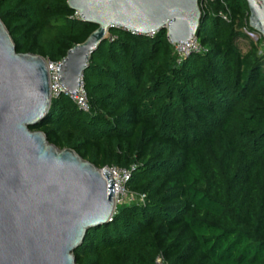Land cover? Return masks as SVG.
<instances>
[{
    "label": "trees",
    "instance_id": "16d2710c",
    "mask_svg": "<svg viewBox=\"0 0 264 264\" xmlns=\"http://www.w3.org/2000/svg\"><path fill=\"white\" fill-rule=\"evenodd\" d=\"M200 1L205 52L177 63L163 29L111 28L81 75L88 111L60 93L30 127L97 169L133 167L143 196L86 233L76 264H264V58L244 0ZM0 20L17 53L52 63L96 28L66 0H0Z\"/></svg>",
    "mask_w": 264,
    "mask_h": 264
},
{
    "label": "water",
    "instance_id": "95a60500",
    "mask_svg": "<svg viewBox=\"0 0 264 264\" xmlns=\"http://www.w3.org/2000/svg\"><path fill=\"white\" fill-rule=\"evenodd\" d=\"M247 26L264 40V0H244ZM96 26L56 66L58 85L75 94L93 51L109 29L148 35L165 31L171 46L196 35L198 0H66ZM46 60L17 53L0 20V264H76L73 251L91 229L110 222L111 175L58 149L30 130L48 114Z\"/></svg>",
    "mask_w": 264,
    "mask_h": 264
},
{
    "label": "built area",
    "instance_id": "2783aa9c",
    "mask_svg": "<svg viewBox=\"0 0 264 264\" xmlns=\"http://www.w3.org/2000/svg\"><path fill=\"white\" fill-rule=\"evenodd\" d=\"M204 1L205 0H201L200 2H204ZM199 8H200V5H199ZM74 15L79 19V16L76 13H74ZM221 17L224 21H228L226 15H221ZM154 33H149L148 36H152ZM205 51L206 49L198 43L195 36L188 39L185 44L178 43V44L173 45V53L176 57L177 63H179L182 59H184L186 56H188L191 53H202ZM58 63H52V62L46 61V68H47L48 75H49L51 98H55L60 93H63L68 96L69 100L73 104H75V106L78 109H80L83 112H87L88 111L87 101H86L85 93L82 89L81 84L75 94H69L65 92V90L62 89L58 85L57 78L55 75L56 66L58 65ZM103 169L106 170L111 175L112 180H113L112 182V185L114 188V197H113L114 211L113 213L115 212L116 207L120 205H126V204H130L134 202H138V203L142 202L143 200L142 195H138L136 193L130 192L126 187V184L130 178V173L133 167H129V168H118L114 166L103 167L101 169H98L99 173H101ZM155 264H164L161 256H158L155 259Z\"/></svg>",
    "mask_w": 264,
    "mask_h": 264
},
{
    "label": "rangeland",
    "instance_id": "374dc122",
    "mask_svg": "<svg viewBox=\"0 0 264 264\" xmlns=\"http://www.w3.org/2000/svg\"><path fill=\"white\" fill-rule=\"evenodd\" d=\"M239 30L255 47L256 56L264 58V42L260 40V36L252 31H248L243 25L239 28ZM236 45L241 53H245L249 49V44L246 40H237Z\"/></svg>",
    "mask_w": 264,
    "mask_h": 264
}]
</instances>
